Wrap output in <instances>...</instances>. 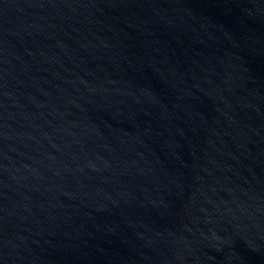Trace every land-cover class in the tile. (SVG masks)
<instances>
[{
	"label": "water",
	"instance_id": "obj_1",
	"mask_svg": "<svg viewBox=\"0 0 264 264\" xmlns=\"http://www.w3.org/2000/svg\"><path fill=\"white\" fill-rule=\"evenodd\" d=\"M0 264H264V0H0Z\"/></svg>",
	"mask_w": 264,
	"mask_h": 264
}]
</instances>
